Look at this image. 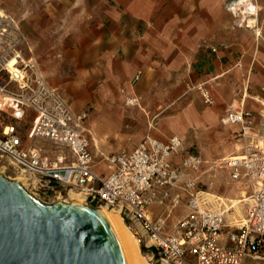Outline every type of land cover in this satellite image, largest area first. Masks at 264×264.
I'll use <instances>...</instances> for the list:
<instances>
[{
  "label": "built area",
  "instance_id": "obj_1",
  "mask_svg": "<svg viewBox=\"0 0 264 264\" xmlns=\"http://www.w3.org/2000/svg\"><path fill=\"white\" fill-rule=\"evenodd\" d=\"M249 90L247 80L237 93L240 104L231 105L223 120L240 126L250 141L243 155L225 163L231 180L250 192L243 201L244 218L229 228L227 213L212 211L205 193L185 190L189 213L167 234L163 219L183 202L174 192L179 171L198 170L201 158L188 153L179 168L175 158L184 146L179 137L162 141L147 136L133 151H102L86 125L88 115L73 112L49 85L18 23L0 5V157L49 203H66L75 193L87 206L118 211L151 252L150 264H247L264 247V135L254 133V113L245 110ZM260 94L264 110V85ZM202 97L212 104L204 90ZM103 166L107 173L100 175L96 167ZM225 229L230 230L224 239Z\"/></svg>",
  "mask_w": 264,
  "mask_h": 264
},
{
  "label": "rangeland",
  "instance_id": "obj_2",
  "mask_svg": "<svg viewBox=\"0 0 264 264\" xmlns=\"http://www.w3.org/2000/svg\"><path fill=\"white\" fill-rule=\"evenodd\" d=\"M175 2L0 0V5L18 23L49 85L58 90L73 112L88 115L86 125L93 141L102 151L109 154L130 152L147 136L162 141L179 137L184 143L182 151L175 158V164L179 168L188 153L201 158L203 164L198 170L179 171L180 182L174 192L182 195L183 202L169 219L164 217L167 234H173L178 222L189 213L186 208V191L189 194L203 192L208 197L216 195L227 200L241 201L250 193L245 184L231 180L230 172L225 166L231 157L243 155L250 143L240 133V126L224 124L227 107L219 106L210 94L212 104L206 103L202 90L206 92L207 89L200 84L183 85L180 90L159 87L160 74L151 71L145 85L141 80L138 82L136 76L142 79L143 75L136 71L129 52L113 40L117 36L128 37L135 49L136 45L140 46L139 41L143 38L146 39L145 44L160 45L164 42L159 38L184 33L183 21L179 20V15L182 14L180 1ZM113 12L122 14L123 17L116 25L111 20ZM239 14L243 19L261 17L260 20L264 22V15L260 11L257 16L244 15L242 12ZM240 26L246 33H253L251 37L246 35L244 44L254 50L259 47V68L264 77V24L259 41L256 40L254 31L247 28L246 22ZM152 49L151 58L155 63L151 65L158 69L161 48L159 46ZM131 53L133 54L132 49ZM189 69L187 66V70ZM240 79L242 83L244 78ZM252 90L250 82V96ZM256 91H260L259 88ZM129 101L133 105L128 104ZM257 107L260 109L258 105L256 109L253 108L255 127L259 126L260 132L255 134L262 138L264 114H260ZM106 171L105 166L96 167V172L100 175H105ZM0 174L12 181L18 182L20 178L9 160L1 157ZM187 182H192L194 188H188ZM22 186L37 200L52 204L39 197L27 183ZM73 194L65 199L66 203L76 202ZM246 208V203L243 202L242 217L237 211L226 214L227 227L231 228L242 220ZM229 230H224L225 237ZM136 238L139 240L137 236ZM141 251L146 256L151 255L142 245ZM247 264H264V247L254 259H248Z\"/></svg>",
  "mask_w": 264,
  "mask_h": 264
},
{
  "label": "crops",
  "instance_id": "obj_3",
  "mask_svg": "<svg viewBox=\"0 0 264 264\" xmlns=\"http://www.w3.org/2000/svg\"><path fill=\"white\" fill-rule=\"evenodd\" d=\"M179 1L182 12L179 20L183 21L184 33L169 34L165 38H159L158 40L164 42L160 45L145 44L146 39L143 38L139 41L140 46L136 45L135 49L128 37L113 38L118 45L129 52L136 71L143 75L142 79L136 76V79L139 78L138 82L141 80L145 85L151 71L160 74L158 75L159 87L180 90L183 85L200 84L206 87V92L212 96L214 102L228 109L231 105L240 104L237 91L248 78L253 90L252 95H249L245 102V110L253 112L255 116L253 108L256 109L258 105L260 109L257 107V110L263 114V107L258 102L262 99V95L260 91H256L264 85V77L259 68L260 49L258 47L254 50L244 44L246 35L251 37L253 33L250 31L246 33L244 28L240 27L245 22V18L243 19L239 12L232 14L230 11V7L239 0ZM250 1L264 15V0ZM122 18V14L112 13L111 20L115 25L121 22ZM262 18L264 20V17ZM260 19L261 17L257 19L259 28L264 24ZM159 46L161 49L158 57L161 61L157 69L151 65L155 63L151 57L152 48ZM210 47L216 48L218 53L213 54L209 50ZM240 77L244 78L242 83ZM254 131L259 134V126H254Z\"/></svg>",
  "mask_w": 264,
  "mask_h": 264
},
{
  "label": "water",
  "instance_id": "obj_4",
  "mask_svg": "<svg viewBox=\"0 0 264 264\" xmlns=\"http://www.w3.org/2000/svg\"><path fill=\"white\" fill-rule=\"evenodd\" d=\"M98 209L44 204L0 174V264H126Z\"/></svg>",
  "mask_w": 264,
  "mask_h": 264
},
{
  "label": "bare ground",
  "instance_id": "obj_5",
  "mask_svg": "<svg viewBox=\"0 0 264 264\" xmlns=\"http://www.w3.org/2000/svg\"><path fill=\"white\" fill-rule=\"evenodd\" d=\"M230 11L234 14H236L237 12H242V14L244 15L248 14L257 16L258 8L250 0H239L236 4L230 7ZM244 21L247 24V28H250L252 31H254L256 40L259 41L260 37L262 36V32L261 28H259L257 25V19L245 18ZM128 104L133 105V102L129 101ZM260 146H262L261 143ZM18 182H20L22 185L24 184V186L26 184L21 177L18 178ZM241 194L245 195V193L243 192ZM72 197L74 198L73 200H76L77 203H83L82 199L78 195L73 194ZM208 202L212 204V211L216 210L224 214H230L232 211H237L242 217L241 210L243 201L239 199L227 200L223 197L211 195L208 197ZM98 210L104 216L113 233L115 234L118 244L125 257L126 264H150L151 260L148 256L142 253L139 240L136 238L135 234L127 227V225L124 224L119 212L115 210H109L106 207L99 208Z\"/></svg>",
  "mask_w": 264,
  "mask_h": 264
}]
</instances>
